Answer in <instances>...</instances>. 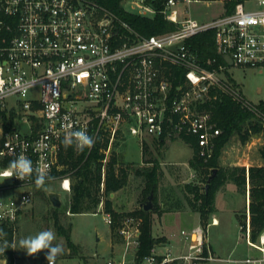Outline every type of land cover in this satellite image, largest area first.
I'll return each mask as SVG.
<instances>
[{
    "label": "built area",
    "instance_id": "2783aa9c",
    "mask_svg": "<svg viewBox=\"0 0 264 264\" xmlns=\"http://www.w3.org/2000/svg\"><path fill=\"white\" fill-rule=\"evenodd\" d=\"M199 1L167 0L159 11L148 0H126L138 14L162 12L177 25L172 31L143 36L86 0H0V173L25 155L51 176L72 174L62 163L67 151L62 140L66 132L78 130L95 139L89 151L99 150L103 175L113 148L126 144L128 136L138 137L142 147L150 143L148 137L161 144L195 136L199 156L211 158L222 131L201 106L211 98L212 88L222 87L248 107L254 104L219 77L218 70L226 69L227 62L218 70L202 67L188 41L213 29L218 52L229 55L233 65L264 68V0H240L232 12L209 21L189 14L188 6ZM175 67L186 71L178 86L173 82ZM34 180L12 177L0 183V245L7 241L14 252L6 231H14L33 204ZM61 187L72 191L69 175ZM246 206L245 234L255 245L249 189ZM99 209L120 240L104 264H210L221 259L208 237L216 219L207 226L181 228L141 256L143 217L126 214L115 219L104 202ZM260 238L262 245L255 246L264 253V233ZM245 261L259 264L264 258ZM18 263L8 248L0 254V264Z\"/></svg>",
    "mask_w": 264,
    "mask_h": 264
},
{
    "label": "rangeland",
    "instance_id": "374dc122",
    "mask_svg": "<svg viewBox=\"0 0 264 264\" xmlns=\"http://www.w3.org/2000/svg\"><path fill=\"white\" fill-rule=\"evenodd\" d=\"M229 1L231 0L193 2L188 6L189 14L200 21H209L227 12L226 3ZM125 7L129 11L137 13L129 2L125 3ZM218 75L237 88L242 96L252 104L257 106L264 103V68H243L228 64L226 69L218 70ZM33 94L37 95V92ZM147 140L150 143L142 147L138 137L128 136L126 144L113 148L120 160H123L119 164L127 168L129 172L127 184L115 192V195L111 193L114 209L121 215L133 214L144 219L140 210L143 203L147 202L144 192L146 184L143 177L136 174V170L148 166L146 161L150 158L152 160L157 158L163 176L157 199L156 201L154 198L152 199L154 209H152L150 219L154 235L160 240H165L181 228H189L198 224L207 226L212 221L213 214L202 219L200 213L189 204V198L194 199L195 191H190L187 185L198 186L203 192L208 183L205 181L206 173H202L190 165V160L195 154L193 147L184 139H165L163 143L157 145L152 142L154 139L148 137ZM155 141L160 140L155 139ZM262 147H264V134L255 135L247 142H243L239 136H234L222 148L219 164L222 167L246 166L249 168L253 164L264 163L260 152ZM63 157L64 155H62V159ZM62 163L68 168L67 163L63 160ZM64 176L58 175L55 180L42 187L47 195L50 192L61 193L62 206L57 209L61 222L71 228L75 249L68 248L66 239L58 233L53 214V208L56 207L45 197H41L37 193L38 188L36 187L33 204L23 212L13 231L12 244L15 256L19 258L18 264H43L46 261L45 252L28 256L24 249L17 246L20 239L35 235L42 230L54 231L57 236L54 243H60L64 247V254L57 258L56 264H104L115 249L114 245L119 243L116 228L105 221L106 215L101 209L92 210L96 213L72 214L66 212L70 208L72 191L69 193L62 189L61 181ZM69 177L73 183V175H69ZM2 181L0 179V183ZM103 188L102 184L99 194L101 202L105 204L108 196ZM248 189H250L249 182L247 183V194H242L234 182L226 181L217 191L216 200L218 198V215L221 225H209L208 237L212 250L221 259L210 262V264H247L245 259L248 257L264 258V253L255 246L262 245L261 238L257 242H253L251 239L255 244L252 245L245 234ZM22 255L24 257L20 258ZM228 259L238 260V262H228ZM259 264H264V261Z\"/></svg>",
    "mask_w": 264,
    "mask_h": 264
},
{
    "label": "trees",
    "instance_id": "16d2710c",
    "mask_svg": "<svg viewBox=\"0 0 264 264\" xmlns=\"http://www.w3.org/2000/svg\"><path fill=\"white\" fill-rule=\"evenodd\" d=\"M86 1L99 5L103 12L115 15L119 25L121 24L120 21L126 22L143 36L162 34L172 31L177 27L175 23L167 20L162 12H158L154 16H144L127 10L125 7L126 0ZM166 1L148 0L159 11L163 9ZM238 1L240 0L227 2L226 11L228 13L232 12ZM215 34L213 29L208 30L192 37L188 41L191 49L197 54L200 65L209 70H218L221 64H226L224 57L218 52ZM185 72L184 68H174L173 82L176 86L184 83ZM229 85L235 88L233 85ZM201 109L211 113L213 121L222 132L216 138L214 154L208 160L199 156L195 136H185L183 138L194 149L195 154L190 160V165L192 168L206 173V182H208L213 169L217 168L218 171L216 176L211 180V187L208 193L206 190L201 192L198 186L187 185L190 191H195L194 199L189 198V204L195 211L200 213L202 219H206L217 211V191L226 181L234 182L242 194H247V183L249 182L251 239L253 242H257L264 233V165H252L249 168L246 166L222 167L218 160L222 148L232 137L239 136L243 142H247L249 138L255 135L264 134V103L262 102L257 106L254 105V108L248 107L229 91L216 86L211 90V98L201 106ZM146 150L148 151V149ZM260 152L261 157L264 159V147L260 149ZM100 156L97 148L91 151L85 148L81 151L80 149H76L75 146L69 147L62 160L68 165L65 171H71L72 169V174H53V176L73 175L74 177L70 208L66 212H71L72 214L89 213L93 212L92 210L94 209H98L101 202L99 192L103 184V191L108 196L105 210L111 213L115 219H118L121 214L114 209L111 193L117 192L127 184L129 172L127 168L119 164L121 160L118 154L114 153L112 160L107 164V174H105L103 180L102 162L99 161ZM146 163L148 166L137 169L136 174L142 176L145 181V199H148V196L153 193L154 201H156L163 172L157 158H154V160L150 158ZM118 164L119 166L117 167ZM37 188V193L50 201L43 187L37 186ZM155 208L157 207L155 206ZM151 212L152 210L147 211L143 207L140 210V213L144 216L141 248L139 251L141 256L148 254L155 243L160 241L152 231ZM53 214L58 233L66 239L68 248L75 249V243L71 237V228L61 222L57 208H53ZM6 234L9 240L13 239V230L11 228L7 229ZM8 252L13 259L15 252L12 245L8 246Z\"/></svg>",
    "mask_w": 264,
    "mask_h": 264
},
{
    "label": "clouds",
    "instance_id": "9594fccd",
    "mask_svg": "<svg viewBox=\"0 0 264 264\" xmlns=\"http://www.w3.org/2000/svg\"><path fill=\"white\" fill-rule=\"evenodd\" d=\"M71 127V125H69ZM62 144L67 149L75 146L83 151L85 148L91 149L95 144V139L88 135L86 131H68L65 133ZM35 177V184L42 187L55 180L50 173L43 171L39 167H34L32 160L25 155H20L9 162L8 169L0 173V179H9L15 177L21 181L30 180ZM64 187H67L65 181ZM0 235H3L0 233ZM57 240L56 233L52 230H42L35 235L26 236L18 241V247L25 250L28 256H35L45 252L47 264H56L57 258L64 254V247L60 243H54ZM8 248L7 241L0 245V254H4Z\"/></svg>",
    "mask_w": 264,
    "mask_h": 264
},
{
    "label": "water",
    "instance_id": "95a60500",
    "mask_svg": "<svg viewBox=\"0 0 264 264\" xmlns=\"http://www.w3.org/2000/svg\"><path fill=\"white\" fill-rule=\"evenodd\" d=\"M173 49H176V46H173ZM224 59L226 60V62L229 65H233V60L231 59V57L229 55H225ZM218 169L215 168L213 169L212 174L210 175V178L208 180V183L206 185V192L208 193L211 187V180L216 176ZM112 195H114V193H112ZM49 199L50 202L52 203V205L56 208H60L62 206V199H61V193L59 192H50L49 193ZM152 199H153V193H151L148 196L147 202L143 203V208L147 211L152 210L153 207V203H152ZM24 256L22 255L21 258H23Z\"/></svg>",
    "mask_w": 264,
    "mask_h": 264
},
{
    "label": "crops",
    "instance_id": "0c3cea01",
    "mask_svg": "<svg viewBox=\"0 0 264 264\" xmlns=\"http://www.w3.org/2000/svg\"><path fill=\"white\" fill-rule=\"evenodd\" d=\"M261 159V158H260ZM261 161V160H260ZM259 162V161H258ZM253 165H264V163H257V164H253ZM105 175V174H104ZM193 176H195V174H193ZM105 177V176H104ZM114 195H115V193H114ZM112 199H113V197H111ZM216 203H217V211L213 214V217H212V221H213V219H216L217 221H218V224H211V226H219V225H221V220H220V217H219V206H218V198H217V200H216ZM211 221V222H212ZM210 222V223H211ZM173 234V233H172ZM171 234V235H172ZM215 253V252H214Z\"/></svg>",
    "mask_w": 264,
    "mask_h": 264
}]
</instances>
